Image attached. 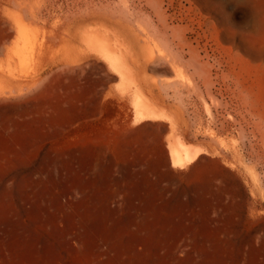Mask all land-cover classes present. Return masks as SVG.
<instances>
[{"label":"rangeland","instance_id":"rangeland-1","mask_svg":"<svg viewBox=\"0 0 264 264\" xmlns=\"http://www.w3.org/2000/svg\"><path fill=\"white\" fill-rule=\"evenodd\" d=\"M93 9L150 41L193 160L83 39ZM0 74V264H264V0H0Z\"/></svg>","mask_w":264,"mask_h":264},{"label":"bare ground","instance_id":"bare-ground-1","mask_svg":"<svg viewBox=\"0 0 264 264\" xmlns=\"http://www.w3.org/2000/svg\"><path fill=\"white\" fill-rule=\"evenodd\" d=\"M106 7L107 6H102V9H106ZM33 13L31 15H35V12ZM36 16L39 15H35V17ZM88 16H98L101 19V26L85 32L83 39L87 45L91 48V50L102 56L117 70V77L122 80L124 85L123 88L128 90L132 95V101L134 107L136 108V112L142 114V116H169L173 119L172 121L174 122L172 126L169 127L170 134L167 143L170 156L175 159V161L183 162L182 164L184 165L185 162L193 160L192 157L197 150V148H195L196 146L194 147L185 134L179 129V117L173 114L163 100L157 95L155 89L160 83H152V80L146 74V69L149 66H147V64L149 62L152 63L157 55H154L155 53L152 52L154 60L148 61L144 59L143 55L140 53V50L144 48V42L149 40L144 39L145 41H142L143 37H138L141 39H139L138 42L133 40V38L128 36L130 33L127 34L126 30L119 29L114 24L112 26L109 20L106 19V15L96 9L91 10L88 13ZM171 29L172 35L175 36L180 27L175 26ZM140 41H142V45L140 44ZM145 44H147V42ZM149 46H151V44ZM148 49H150L149 52L152 51V48L148 47ZM158 50L160 52V57L158 58L166 59L169 63H171V65H173V69L176 71L177 65L175 59H172V57L169 58L170 54H168L166 50L162 48H158ZM170 51H172V49H170ZM147 54L150 55L149 53ZM148 55L146 58H148ZM14 81H16V79ZM180 85H182L183 88L184 86H187L186 84L180 82L179 79L175 80V82H166L164 85L162 82V86L167 88L174 87L176 90H178ZM175 161L173 163H175Z\"/></svg>","mask_w":264,"mask_h":264}]
</instances>
